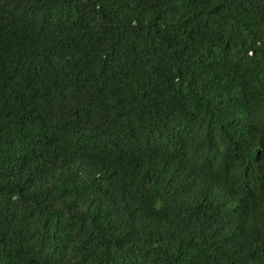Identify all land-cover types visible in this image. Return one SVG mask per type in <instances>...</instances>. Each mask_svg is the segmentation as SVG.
I'll list each match as a JSON object with an SVG mask.
<instances>
[{"label": "trees", "instance_id": "16d2710c", "mask_svg": "<svg viewBox=\"0 0 264 264\" xmlns=\"http://www.w3.org/2000/svg\"><path fill=\"white\" fill-rule=\"evenodd\" d=\"M0 264H264V0H0Z\"/></svg>", "mask_w": 264, "mask_h": 264}]
</instances>
